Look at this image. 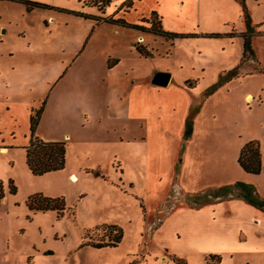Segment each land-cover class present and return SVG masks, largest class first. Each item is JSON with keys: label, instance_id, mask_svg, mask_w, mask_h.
Returning <instances> with one entry per match:
<instances>
[{"label": "rangeland", "instance_id": "rangeland-1", "mask_svg": "<svg viewBox=\"0 0 264 264\" xmlns=\"http://www.w3.org/2000/svg\"><path fill=\"white\" fill-rule=\"evenodd\" d=\"M29 1L50 9L27 13L20 4L0 6V71L8 83L0 90V148H6L0 151L5 194L0 264H264V212L240 199L201 207L189 199L236 182L249 184L264 199L260 29L252 34L255 59L246 56L239 63L236 44H226L235 35L226 34L245 28L244 17H234L230 0H200L199 24L181 32L196 33L197 39L174 45L149 29L154 23L161 28L158 15L140 23L131 15L133 23L127 22L145 29H127L70 13L122 18L130 8L118 0L103 13L90 0ZM159 1L175 12L194 4L184 0L180 9L172 0ZM244 3L252 26L264 21V0ZM172 14L171 22L185 19ZM223 17L231 18L226 28ZM206 33L225 37L206 38ZM235 68L237 76L208 94ZM157 73L172 79L171 86H154L159 94L150 87ZM42 103L35 137L64 142L65 166L33 176L24 147L30 141L29 117ZM190 118L192 131L185 137ZM252 140L260 144L258 175L238 164L240 150ZM34 195L62 199L63 216L30 211L26 201ZM109 226L123 233L115 248L86 245L108 242L114 234Z\"/></svg>", "mask_w": 264, "mask_h": 264}, {"label": "trees", "instance_id": "trees-1", "mask_svg": "<svg viewBox=\"0 0 264 264\" xmlns=\"http://www.w3.org/2000/svg\"><path fill=\"white\" fill-rule=\"evenodd\" d=\"M2 1H10L17 2L25 6L27 12L33 9H50L49 6L44 5L39 2L29 1V0H0ZM240 3L242 7V14L244 17V24L246 27L245 33L241 34L243 38V54L242 59H245L246 56L250 58L253 57V52L251 48V38L253 33V28L250 24V18L248 16V11L245 8V0H235ZM93 6L97 7L98 12L103 13V8L108 6L111 0H90ZM133 0H125L122 3V6H127V8L131 7ZM61 11V10H60ZM64 11V10H62ZM71 14L82 17L83 19L91 20L98 24H107L113 26H120L122 28L127 29H145L139 25H132L127 23L122 18H114V15L109 17H94L87 16L80 13L70 12ZM151 17L156 18L157 14L152 12ZM147 20L142 19L141 22H145ZM155 25L152 24L151 31L159 37L164 38L166 41H173L175 39H189L195 38L196 34L191 33H170L165 32L161 28H153ZM235 34H226V37H233ZM206 38H221L225 37V35L221 34H207ZM173 45V44H172ZM138 54L145 58H152V55L143 51L141 48H136ZM238 68V67H237ZM237 68L233 71H229L227 75L220 79V81L208 91V94H211L215 91L220 84L230 81L233 77L237 76ZM187 86H190L189 82H186ZM191 87V86H190ZM44 103L40 106V108L35 111L34 115L29 117V133H30V141L29 144L24 147L25 152V163L33 176H42L47 173L59 171L63 169L65 166V157H66V146L64 142H43L35 137L36 129L39 125L41 114L43 113ZM191 118L188 119L185 123V137H188L191 133ZM238 164L242 168V170L251 175H258L261 171V152H260V144L258 141L252 140L247 142L242 149L240 150L238 157ZM8 190L10 194H14L16 192V188L13 186L11 182L8 184ZM4 189L3 185L0 182V203L4 198ZM240 199L255 207L256 209L264 212V199H260L256 193L255 189L249 184L236 182L233 185L221 187L217 190L203 193V194H191L189 199L196 207H201L207 204H212L215 202H219L224 199ZM26 206L30 211H53L56 213L57 217H62L63 212L65 210L64 202L62 199H50L45 198L41 195H34L27 199ZM108 229L113 231V236L109 237L108 242L106 243H97V244H86L95 249H104V248H115L120 241L122 240L123 233L122 230L117 226H109ZM217 259V258H216Z\"/></svg>", "mask_w": 264, "mask_h": 264}, {"label": "crops", "instance_id": "crops-1", "mask_svg": "<svg viewBox=\"0 0 264 264\" xmlns=\"http://www.w3.org/2000/svg\"><path fill=\"white\" fill-rule=\"evenodd\" d=\"M119 2H118V4H122V2H124L125 0H118ZM172 1H174L175 3H174V6L173 7H176V6H178L180 9H182L183 7H184V5H185V1L184 0H172ZM192 1H194L193 3V8H191L190 9V7L189 6H186V8L184 9L185 11H182V12H179V11H174L173 10V8L172 9H168L166 6H163L161 3H160V1L159 0H133V2H132V4H131V7H130V10L128 11V12H124V15L122 14V19H124L126 22L128 21V22H130V23H133V20H130L129 19V17L131 16V15H135L136 17H137V20H138V23H140L141 22V20L143 19V18H146L147 16H149L152 12H154V11H151V10H155V13L159 16V20H160V27H161V29L163 30V31H165V32H170V33H181V32H184V30L182 29V27L183 26H185V25H195V27H197V24H199V21L201 20V18H202V13H201V6H200V0H188V4H189V2H192ZM230 1H232V4H234L235 5V8H236V16H234V17H238V15H239V17H240V13H242V11H240V7L238 6V4H235V3H238L237 1L235 2L234 0H230ZM2 2H10V1H2ZM150 2H153L152 4H149ZM10 3H14V4H20V3H17V2H10ZM144 3H148V7L149 8H147L146 9V11L144 10ZM225 4H227V5H229L228 4V2L226 1V3ZM20 5H22V4H20ZM0 6H2L1 5V2H0ZM23 7H24V9L23 10H25L26 11V9H25V6L24 5H22ZM166 7V8H165ZM34 10H36V9H33V10H31V11H29V12H27V13H30V12H32V11H34ZM167 10H168V13H167ZM191 10V13L189 14V16H186V18H185V15L189 12ZM172 13H176L177 14V16L180 18V19H182V17L183 18H185L184 19V21H182V22H180V23H174V22H171L170 20L173 18V17H171V16H173V14ZM23 16V15H22ZM2 17V16H1ZM178 17H176V18H178ZM178 18V19H179ZM224 19H223V22H225V24L223 25V27L224 28H226L227 27V24L228 23H226V22H229L230 21V19H229V17H223ZM3 19V18H2ZM4 21H6V19H3ZM264 20V19H263ZM11 22V25L12 24H14L12 21H10ZM127 22V23H128ZM161 22H163V24H164V26H162L161 25ZM129 23V24H130ZM138 23H137V25H138ZM133 25V24H132ZM252 26V25H251ZM252 28L253 29H255V28H258V29H260V31H257L260 35H258V36H260V37H262V39H264V21L263 22H261L259 25H255V26H252ZM23 31H24V34H25V37L23 38V39H25V40H27L26 39V36H28L29 35V31L27 30V28H23L22 29ZM196 31V30H195ZM245 31H246V27L245 28H243V26L241 25V27H240V31L239 32H237V31H235L236 32V34H235V37H233V38H227L228 40H229V42H228V40L226 41V44H227V47L228 48H230V47H232V45H233V43H235L236 44V48H237V51H239V63H240V60L242 59V54H243V38L241 37V34H243V33H245ZM193 32H194V30H193ZM17 33L18 32H16V36H17ZM191 34H196V33H191ZM253 34V33H252ZM251 34V35H252ZM6 35V34H5ZM196 35H198V34H196ZM200 35H202V34H200ZM206 35H207V33H206ZM257 35H256V37H258ZM18 37V36H17ZM253 38V37H252ZM252 38H251V40H252ZM190 40L191 39H197V38H189ZM183 40H186V39H175L174 41H172V44L174 45V44H177V43H180L181 41H183ZM226 46V45H225ZM252 52H253V56H254V59H255V54H254V51H253V49H252ZM8 55L9 56H11L12 54H10L9 52H8ZM251 62H253V60H251ZM238 67V66H237ZM245 68V67H244ZM62 70V69H61ZM61 70L55 75V77H57L58 76V74L59 73H61ZM254 71V70H253ZM245 72V71H244ZM252 74H255L256 75V73H253L252 72ZM5 74L4 73H2V71H0V90H4V89H7V80H5V79H3ZM48 81V80H47ZM46 81V83H47V86H48V84H49V82H47ZM171 82H172V79H171V81H170V83L168 84V86L170 85L171 86ZM150 87H152L151 89H152V91L153 92H155L156 94L158 93L159 94V92H157L156 90H155V88L157 87H154V86H152L151 84H150ZM249 94V93H248ZM248 97H251L250 95H248L247 97H246V99L248 98ZM251 99H252V97H251ZM247 101V100H246ZM128 118L129 117V113L128 114H126V116H125V114H124V118ZM40 120H41V118H40ZM181 124H183V123H181ZM39 126V125H38ZM38 128V127H37ZM37 130V129H36ZM36 133V132H35ZM1 150H5L6 151V148H4V147H2V148H0V151Z\"/></svg>", "mask_w": 264, "mask_h": 264}, {"label": "water", "instance_id": "water-1", "mask_svg": "<svg viewBox=\"0 0 264 264\" xmlns=\"http://www.w3.org/2000/svg\"><path fill=\"white\" fill-rule=\"evenodd\" d=\"M171 81V76L168 73H157L151 80V85L157 87H166Z\"/></svg>", "mask_w": 264, "mask_h": 264}, {"label": "bare ground", "instance_id": "bare-ground-1", "mask_svg": "<svg viewBox=\"0 0 264 264\" xmlns=\"http://www.w3.org/2000/svg\"><path fill=\"white\" fill-rule=\"evenodd\" d=\"M246 100H247L248 102H251V101H252L251 97H248ZM1 152H6V151H5V150H1ZM71 178H72L73 182L76 181V177H75L74 175H73Z\"/></svg>", "mask_w": 264, "mask_h": 264}]
</instances>
